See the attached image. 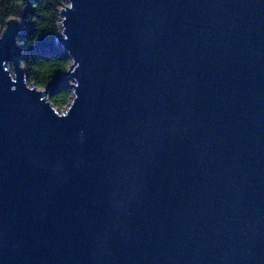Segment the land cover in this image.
Wrapping results in <instances>:
<instances>
[{
  "label": "water",
  "instance_id": "water-1",
  "mask_svg": "<svg viewBox=\"0 0 264 264\" xmlns=\"http://www.w3.org/2000/svg\"><path fill=\"white\" fill-rule=\"evenodd\" d=\"M69 2L67 118L0 40V264H264V0Z\"/></svg>",
  "mask_w": 264,
  "mask_h": 264
},
{
  "label": "clouds",
  "instance_id": "clouds-1",
  "mask_svg": "<svg viewBox=\"0 0 264 264\" xmlns=\"http://www.w3.org/2000/svg\"><path fill=\"white\" fill-rule=\"evenodd\" d=\"M46 3H51L53 10H47ZM27 9H31L35 15L25 16L24 13ZM73 10L74 4L69 2V0H59L58 3L56 0H0V40H3L6 35L10 23L21 26L31 23L34 25V34L31 40L21 37L19 34L13 40L14 46L21 49L22 52H25L28 47L35 44H30L29 42L33 41L38 31L51 33L67 41L68 36L65 35L66 16L62 15V13ZM29 17H31V20H29ZM16 67L17 65H14L12 61H0V68H2L3 73L7 74L8 80L12 85L17 83ZM18 68L24 73L22 77L24 89L28 93L36 94L40 98L39 103L45 104L57 119H65L70 115L79 98L77 94L79 84L77 80L69 78L73 77L80 68V64L75 57L68 53L62 59L59 57L50 60L39 58L35 62H33L31 57H28L27 59L19 60ZM57 76L64 77L66 86L53 95L48 92V88ZM9 90L15 92L16 88L12 87ZM58 97L70 101L66 106V110L60 108L57 111L51 106L52 101ZM81 135L83 134L81 133Z\"/></svg>",
  "mask_w": 264,
  "mask_h": 264
},
{
  "label": "trees",
  "instance_id": "trees-1",
  "mask_svg": "<svg viewBox=\"0 0 264 264\" xmlns=\"http://www.w3.org/2000/svg\"><path fill=\"white\" fill-rule=\"evenodd\" d=\"M58 3L59 0H56ZM46 9L47 10H53L51 3H46ZM25 16L27 15H35V13L31 9H27L24 13ZM29 20H31V17H29ZM34 34V25L31 23H27L22 26L21 29V37H25L28 40H31ZM39 37V38H38ZM56 37L51 33H42V31H38L33 41H30V44L35 43L34 45L28 47L25 52H22L21 58L27 59L28 57H31L33 62H35L36 59L42 58L44 60H50L56 57L59 58H65L66 55L63 52V50L60 48L59 45L56 44ZM38 38V39H37ZM65 79L63 76H57V78L53 81V83L49 86L48 92L51 94H55L56 92L62 90L65 87ZM67 96V94H65ZM51 99V98H50ZM69 103V100H66L64 98H56L52 101V106L56 110H60V108H66L67 104Z\"/></svg>",
  "mask_w": 264,
  "mask_h": 264
}]
</instances>
